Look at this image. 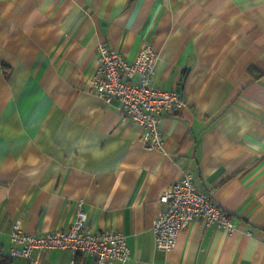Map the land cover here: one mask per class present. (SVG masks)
I'll return each instance as SVG.
<instances>
[{
  "label": "crops",
  "instance_id": "1",
  "mask_svg": "<svg viewBox=\"0 0 264 264\" xmlns=\"http://www.w3.org/2000/svg\"><path fill=\"white\" fill-rule=\"evenodd\" d=\"M158 58L153 85L185 104L162 117V149L91 90L97 44ZM185 169L234 222L203 219L157 249L159 195ZM124 233L130 257L105 264H264V0H0V263L9 232ZM73 259V261H72ZM38 264H93L50 249Z\"/></svg>",
  "mask_w": 264,
  "mask_h": 264
},
{
  "label": "built area",
  "instance_id": "2",
  "mask_svg": "<svg viewBox=\"0 0 264 264\" xmlns=\"http://www.w3.org/2000/svg\"><path fill=\"white\" fill-rule=\"evenodd\" d=\"M96 48L97 64L91 76V90L105 104L118 102V111L137 123L139 140L144 146L162 149L160 120L164 115L178 112L185 100L179 91L152 84L157 53L150 44L142 43L134 58L127 60L105 42H99ZM158 201L163 208L152 224L157 249H173L178 232L198 219H203L206 225L234 230V222L213 200L211 191L197 189L190 169L183 170L180 178L161 192ZM85 220L86 212L81 201L76 202L74 217L65 229L34 235L27 233L16 220L9 232L8 254L32 264H38L42 254L50 249L70 250L74 255L87 253L93 258V264L124 263L129 259L130 250L124 233L114 229L90 231L84 226Z\"/></svg>",
  "mask_w": 264,
  "mask_h": 264
},
{
  "label": "trees",
  "instance_id": "3",
  "mask_svg": "<svg viewBox=\"0 0 264 264\" xmlns=\"http://www.w3.org/2000/svg\"><path fill=\"white\" fill-rule=\"evenodd\" d=\"M0 264H6V260H2Z\"/></svg>",
  "mask_w": 264,
  "mask_h": 264
}]
</instances>
